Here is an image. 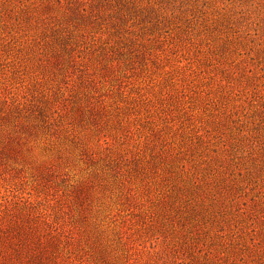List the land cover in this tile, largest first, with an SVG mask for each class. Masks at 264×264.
Here are the masks:
<instances>
[{"label": "rangeland", "instance_id": "rangeland-1", "mask_svg": "<svg viewBox=\"0 0 264 264\" xmlns=\"http://www.w3.org/2000/svg\"><path fill=\"white\" fill-rule=\"evenodd\" d=\"M20 227L45 264H264V0H0Z\"/></svg>", "mask_w": 264, "mask_h": 264}, {"label": "trees", "instance_id": "trees-1", "mask_svg": "<svg viewBox=\"0 0 264 264\" xmlns=\"http://www.w3.org/2000/svg\"><path fill=\"white\" fill-rule=\"evenodd\" d=\"M30 233L32 232H28L26 227H20L15 229L12 236L7 235L0 239V264H45L46 245H41L42 242L37 243ZM8 249H12L13 252Z\"/></svg>", "mask_w": 264, "mask_h": 264}]
</instances>
